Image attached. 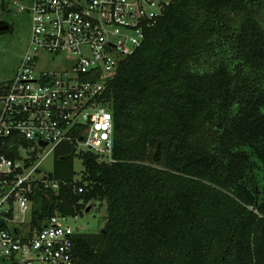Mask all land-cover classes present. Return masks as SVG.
Returning a JSON list of instances; mask_svg holds the SVG:
<instances>
[{
  "label": "trees",
  "instance_id": "16d2710c",
  "mask_svg": "<svg viewBox=\"0 0 264 264\" xmlns=\"http://www.w3.org/2000/svg\"><path fill=\"white\" fill-rule=\"evenodd\" d=\"M103 97L111 160L58 146L34 225L104 201L73 264H264V0H173Z\"/></svg>",
  "mask_w": 264,
  "mask_h": 264
},
{
  "label": "built area",
  "instance_id": "2783aa9c",
  "mask_svg": "<svg viewBox=\"0 0 264 264\" xmlns=\"http://www.w3.org/2000/svg\"><path fill=\"white\" fill-rule=\"evenodd\" d=\"M173 0H29L27 51L0 85V264H73L74 231L32 221L36 189L58 182L40 161L62 145L110 161L114 119L103 97L119 64ZM60 153L57 157H63ZM80 159V158H79Z\"/></svg>",
  "mask_w": 264,
  "mask_h": 264
},
{
  "label": "rangeland",
  "instance_id": "374dc122",
  "mask_svg": "<svg viewBox=\"0 0 264 264\" xmlns=\"http://www.w3.org/2000/svg\"><path fill=\"white\" fill-rule=\"evenodd\" d=\"M29 0H0V85L13 78L20 64L21 58L27 51L30 37L31 19L20 5H25ZM54 158L47 155L40 161L41 174H49L53 171ZM253 176L259 178L261 184L262 171L260 163L252 157ZM75 179H80L83 165L79 158L74 159ZM91 208L83 210L81 215L69 217L64 220L74 231L78 233L99 232L105 223V202L91 200L87 205Z\"/></svg>",
  "mask_w": 264,
  "mask_h": 264
},
{
  "label": "water",
  "instance_id": "95a60500",
  "mask_svg": "<svg viewBox=\"0 0 264 264\" xmlns=\"http://www.w3.org/2000/svg\"><path fill=\"white\" fill-rule=\"evenodd\" d=\"M91 207L88 205L85 209V211H88Z\"/></svg>",
  "mask_w": 264,
  "mask_h": 264
}]
</instances>
